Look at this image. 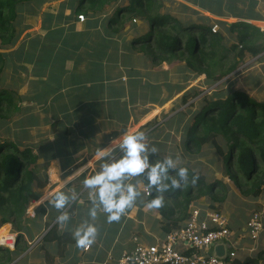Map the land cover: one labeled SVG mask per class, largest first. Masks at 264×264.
Wrapping results in <instances>:
<instances>
[{"label":"trees","instance_id":"trees-1","mask_svg":"<svg viewBox=\"0 0 264 264\" xmlns=\"http://www.w3.org/2000/svg\"><path fill=\"white\" fill-rule=\"evenodd\" d=\"M29 1L31 0H0L1 51L7 50L18 40L20 31L16 30L13 22ZM113 2L117 3L118 8L110 19V25H114L112 33L122 31L117 28L127 25L136 17L145 20L148 30L135 37L130 46L134 49L139 47L141 51L151 54L154 63L184 59L195 71L203 72L207 78L220 82L239 74L238 70L242 68L247 55L264 61V32L260 28L245 21L234 22L230 27L224 22V27L230 28L228 39L226 33L212 31L214 23L211 17L202 14L198 19H193L192 9L185 5L183 11H188V15L162 11L165 0H80L73 13L96 15ZM199 19L202 22L196 21ZM250 19L261 18L252 15ZM4 63V54L0 52V117L5 119L22 111V105L14 88L10 90L1 87ZM202 103L204 105L199 104L200 109L194 115V122L189 125L184 135L186 153H182L181 158L186 159V155L193 157L201 153L205 145H215L223 159V174L233 181L242 194L259 196L264 189V101L259 102L245 92L227 87L221 95L216 98L206 97ZM128 121L129 119L124 120L123 123ZM67 133L66 128L64 135L57 139L53 147L47 149L50 157H63L67 147ZM219 139L225 144H220ZM160 150L159 158L167 156V151ZM38 159L39 156L32 150H22L13 142L0 140V227L14 221L18 226L17 230L23 231L22 222H26L29 203L40 199L48 184L46 175L39 174ZM66 162L68 163V160ZM181 165L187 166L183 163ZM64 166L66 164H63ZM187 167L189 181L180 189H170L166 192L165 203L158 209L166 223L164 230L168 233L186 224L190 218V204L196 199L208 196L222 202L227 197L228 185L224 179L208 177L200 170L196 173L199 179L196 184H192L193 170ZM140 181L147 186L143 177H140ZM149 190L150 200L152 190ZM41 210L45 212L44 208ZM55 212L56 210L53 217L51 216L53 219L59 215V210ZM48 223H51L48 224L49 230L39 247L48 255L54 256V248L46 247V244L56 242L55 250L59 251L69 247L75 239L72 232L61 231L57 222ZM6 231L7 228L2 227L0 235ZM18 236L17 246H20L25 243L26 238L22 233ZM4 251L0 255V264H10L19 255V250L13 252L6 248ZM261 254L259 258L264 257V251ZM234 264H258V260L242 259L238 256Z\"/></svg>","mask_w":264,"mask_h":264},{"label":"rangeland","instance_id":"rangeland-1","mask_svg":"<svg viewBox=\"0 0 264 264\" xmlns=\"http://www.w3.org/2000/svg\"><path fill=\"white\" fill-rule=\"evenodd\" d=\"M65 2H67V4H64ZM79 3L80 0H31L24 5L17 20L13 22L16 26V30L20 31L18 40L7 50L1 51L0 48V52L4 54L5 57L2 88L13 89L12 85L16 84L18 73L23 71L21 69L23 68V64L17 61V58L26 56L27 54L29 56L32 55V48L40 37L45 36L46 40L47 38L53 40L56 35L48 37L46 35L47 32H51V30H54L53 32L62 30L64 26L70 25L68 23L71 22L78 23L76 22L78 21V15L75 13L70 18H56L55 16H70V11L68 12L70 14L66 15L67 8ZM181 3L182 1L180 0H165V6L162 8V11L171 12L172 14L188 15L189 12L183 11V4ZM117 8V3L113 2L106 5L105 9L96 15L86 14L85 21L82 22V25L85 24L84 29L87 25L91 32H98L101 35V41L103 35L111 37V39H106L107 41L110 40L108 41L110 45V50H108L109 53L107 52L108 58L114 57V54L117 55L120 46L118 41H120V39L122 40L120 47V51L122 52L121 63H119L121 78L118 79L120 82H126V85L129 86L127 83L130 81L129 78L132 75L137 73L142 75L140 78L136 79V83H141L138 85L144 87L146 92L138 93L136 97V101H139L138 106L136 107L131 102L132 105H130L128 109L134 115L132 118V120L134 119V124L138 119L144 118L143 123L145 122V125H141L139 130H144L146 132L147 142L159 144L158 147L167 151V154H176L181 158V154L184 152L186 153L184 135L189 125L194 122V115L200 109L199 104L201 103L204 105L202 102H204L206 97L216 98L223 93L225 88L230 87L231 90H239L247 93L250 97L259 102L264 101V61H258L255 57L247 55L245 63L242 68L238 70L239 74H236V76L232 78H225L220 82L211 80L209 77L207 78V75L203 72L199 73L195 71L184 59H177L172 62L154 63L151 54L141 51L139 47L134 49L130 46L135 37H138L148 30V25L145 20L136 17L132 19L130 23H127V25L125 24L123 27L120 25L117 28L122 31L112 33L114 25H110V19L116 14ZM192 11L193 19H198L199 15L205 13V11H199L195 8H192ZM230 13V10L226 9V11L221 14L218 12L212 14V23H214L213 28H215L217 32L226 33L228 39L230 36V28H225L224 22L230 27L234 22L238 21V19L231 16ZM196 21L202 22L200 19ZM258 21L259 20L256 19L251 22L259 26L258 24H260V22ZM119 34L122 35L119 36ZM97 38L98 35L91 36L90 40L96 42ZM112 40H116L118 43L113 44L111 43ZM101 41L98 43H101ZM24 43L26 44L25 48H21ZM46 46L47 45L43 48V51H40V56L44 55V52L46 53L50 49L49 46ZM97 47L100 48L101 46L97 45ZM106 47L108 46L106 45ZM101 52H103V49H101ZM101 72H106V68H101ZM119 86L120 85H117L116 87L119 88ZM16 95L17 99L19 98L18 100H20L23 111L21 113H16L10 118L4 119L0 117V140L3 142H13L16 147L22 150H32L37 154L39 156L37 161V165H39V174L44 176L48 173V180L50 181V171L54 170L51 169L54 162L51 160L49 161L47 149L53 147L54 142L64 135L67 128V121L64 119L66 116H61L62 118L60 119L49 116V114L43 113V111H41L39 107H36V105H33V103H24V101H29V97H31L28 96L27 93L21 94V91L18 90ZM114 102L115 101L111 100L109 106ZM80 115L75 117L76 120L73 123L74 131L71 132L72 137L70 141L73 140L74 136L77 138L83 137L79 124ZM133 122L128 125L132 127ZM30 124L31 126H29ZM121 124L123 127L127 126L123 123ZM138 128L139 126H133L132 129H129L135 131L138 130ZM67 138L68 133L66 134V139ZM218 142L220 144H225L221 139H219ZM203 148L201 153L193 157L186 155V159L181 158L180 162L189 166L195 173L202 170L208 177L224 179L228 185L227 197L221 202L215 201L208 196H203L193 201L190 207L196 206L210 211L218 210L224 213L235 234L234 241L238 249L237 257L240 256L242 259H257L258 264H264V257L259 258L264 251V231L257 240H254L251 236V228L249 227V222L256 216V213L260 215L264 227V189L257 197H255L254 194H242L233 181L221 171L223 159L219 156L217 147L215 145H205ZM53 173L58 177L57 171L54 170ZM52 179L53 178H51V180ZM48 186H50V184H48ZM103 215L106 216V214ZM1 218L2 214L0 213V219ZM101 219L102 222H106L104 217L100 218V221ZM55 223L56 222L52 224ZM22 226L25 229L27 223L25 221L22 222ZM2 227L7 228L5 234L10 232L18 236L25 231L23 229V231L17 232L18 226L14 221L9 224H4ZM18 238L19 236L16 238L15 248L8 247L12 249L11 251L13 252L18 249H16ZM29 239L31 240L32 238ZM249 242H251L252 245L249 244ZM28 247L29 244H27L26 241L22 243L21 248L19 247L18 249L19 255L10 264H19L25 260V257L29 258L28 255L30 252H28ZM6 248L7 246H0V255L5 252L4 250ZM53 248L56 253L54 256L51 254L48 255L44 249L40 248L39 254L44 256L45 261L43 264H57L58 258L63 259L66 254L65 251L69 247L59 250L61 253L55 250L57 249V245L55 247L53 246ZM250 248H253V250H250Z\"/></svg>","mask_w":264,"mask_h":264},{"label":"crops","instance_id":"crops-1","mask_svg":"<svg viewBox=\"0 0 264 264\" xmlns=\"http://www.w3.org/2000/svg\"><path fill=\"white\" fill-rule=\"evenodd\" d=\"M180 1H182L181 4L190 9L205 11L206 14H203L211 18L214 12L221 14L228 9L231 16L237 18L238 21H245L254 25L251 21L256 19H250L254 15L261 18V20L258 19L260 22L258 25H262L264 22V0ZM76 5L69 7L72 9L67 8L66 15L71 13L70 16L57 15L55 17H72L74 14L72 11ZM69 11L70 13H68ZM76 22L78 23H68L70 25L64 26L62 30H57V32H53L54 30L47 32L48 37L51 35H56V37L53 40H49V38L46 40L45 36L40 37L32 48V55L27 54L18 57L17 61L23 64V68H21L23 71L18 73L17 82L12 85V88L17 92L19 90L21 94L27 93L28 96H31L29 101H24V103H33L43 113L54 118L57 117V119L66 116L64 119L67 121L69 139L67 138L65 141L67 145L65 154L63 157L60 155H56L54 158L49 156V161L54 162L51 169L57 171L58 177L53 173L54 170L50 171V181L48 180V173L45 174L50 186L47 184L41 193V197L57 190L78 193V200L70 202L66 207L68 211L73 206L69 212L70 221L63 226L60 225L61 231L67 230L68 232H73L84 219L88 218L91 201L88 189L82 183L84 176L73 179L67 186L64 184V179L79 168L81 164L87 163L99 147L106 146L112 137L119 135L120 131L125 128L121 124L124 120L129 119L127 124L123 123L127 125L128 129L139 126V130L141 125H145V122L143 123L144 118L138 119L134 124V119L132 120L134 115L128 109L132 103L136 107L138 106L139 101H136L138 93L146 92L144 87L138 85L139 82L136 83V79L142 75L139 73L132 75L127 83L129 86L126 85V82L118 80L121 78L119 63H121L122 52L120 47L122 40L118 41L120 46L117 55L114 54V57L108 58L107 52L109 53L108 50H110L108 41L110 40L107 41L106 39H111V37L103 35L101 41V35L98 32H91L87 25L84 29L83 21L79 22L78 20ZM96 35H98L96 42L90 40L91 36ZM99 41L101 43H98ZM118 42L116 40L111 41L113 44ZM25 45L24 43L21 48H25ZM45 45L49 46L50 49L40 56L39 53L43 51ZM97 45L101 47L98 48ZM103 67L106 68V72L102 73L101 68ZM117 85H120L119 88L116 87ZM111 100L115 102L109 106ZM78 115H80L79 124L83 137L74 136L73 140L70 141L71 132L74 131L73 123ZM132 122L133 126L130 127L128 124ZM154 145L158 146L159 144ZM161 150L165 151L164 149ZM63 164L66 166L63 167ZM99 165V161L93 160L88 174H93L98 170ZM51 178L53 179L51 180ZM136 180L140 181V177H135L130 182L135 183ZM138 187L141 196L134 206L126 211L119 222L108 223L106 216L103 215L105 213L100 212L95 221L99 228L95 242L87 250L76 247V242H74L69 245L68 254L63 259L58 258L57 264H115L123 252L134 248L137 241L152 244L158 239H164L168 234L164 230L166 226L164 218L158 209L147 207L150 196L148 187L141 181ZM40 199L32 201L28 205L33 212L31 215H26L27 227L22 234L26 238V243L29 244L28 252L30 253L29 258L25 257V260L19 264H43L45 262L44 256L39 254V246L44 234L49 229L48 224H51L48 221L56 222L52 215L55 210L56 212L58 210L54 207L47 209L43 206L37 207ZM41 208H44L45 212H42ZM102 217L106 222H102V219L100 221ZM249 244L252 245L251 242ZM56 245V242L49 243L46 247H55ZM19 247L21 248V245H18L16 249ZM228 247V244L223 243V246L218 249L225 256L228 253ZM210 252L215 253L216 248L212 247Z\"/></svg>","mask_w":264,"mask_h":264},{"label":"clouds","instance_id":"clouds-1","mask_svg":"<svg viewBox=\"0 0 264 264\" xmlns=\"http://www.w3.org/2000/svg\"><path fill=\"white\" fill-rule=\"evenodd\" d=\"M255 26L259 28L260 25ZM158 152L159 149L154 144L150 145L146 141L144 130L132 131L125 127L106 146L99 147L87 163L81 164L64 179L67 186L73 179L84 176L82 183L88 189L91 201L88 218L72 232L76 247L87 250L95 242L99 232L95 221L100 212L106 214L108 223L119 222L126 211L134 206L141 191L138 187L139 180L130 182L133 178L143 177L147 187L152 190V199L147 203V207L151 209L161 208L165 203L166 192L180 189L189 181V168L181 165L179 155L159 158ZM93 160L100 162L99 169L88 174ZM198 179V174L193 171L191 183L196 184ZM78 198L75 191L68 193L57 190L42 196L37 207H54L59 210L56 222L63 226L70 221L67 205Z\"/></svg>","mask_w":264,"mask_h":264},{"label":"built area","instance_id":"built-area-1","mask_svg":"<svg viewBox=\"0 0 264 264\" xmlns=\"http://www.w3.org/2000/svg\"><path fill=\"white\" fill-rule=\"evenodd\" d=\"M85 18L84 14L78 15L79 21ZM259 28L264 30V23ZM213 31L217 32L215 28ZM32 212L28 207L27 215ZM249 227L252 238L257 240L264 231L258 213L249 222ZM16 238L15 233L4 234L0 236V246L15 248ZM234 239V231L223 213L193 206L184 226L152 244L137 241L134 248L123 252L115 264H234L238 252ZM222 241L229 245L226 258L210 252L216 243Z\"/></svg>","mask_w":264,"mask_h":264},{"label":"water","instance_id":"water-1","mask_svg":"<svg viewBox=\"0 0 264 264\" xmlns=\"http://www.w3.org/2000/svg\"><path fill=\"white\" fill-rule=\"evenodd\" d=\"M47 233V232H46ZM45 233V234H46ZM44 234V235H45ZM223 243H226V244H228L227 242H224V241H222V242H218V243H216L215 245H214V247L216 248V252L214 253L215 255H217V256H219V257H222V258H226V256H227V254L224 256L220 251H219V247H221V246H223Z\"/></svg>","mask_w":264,"mask_h":264},{"label":"bare ground","instance_id":"bare-ground-1","mask_svg":"<svg viewBox=\"0 0 264 264\" xmlns=\"http://www.w3.org/2000/svg\"><path fill=\"white\" fill-rule=\"evenodd\" d=\"M8 235V234H7Z\"/></svg>","mask_w":264,"mask_h":264}]
</instances>
